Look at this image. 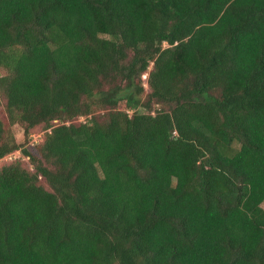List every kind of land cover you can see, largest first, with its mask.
Listing matches in <instances>:
<instances>
[{"label": "trees", "instance_id": "trees-1", "mask_svg": "<svg viewBox=\"0 0 264 264\" xmlns=\"http://www.w3.org/2000/svg\"><path fill=\"white\" fill-rule=\"evenodd\" d=\"M0 66V264H264V0H0Z\"/></svg>", "mask_w": 264, "mask_h": 264}, {"label": "rangeland", "instance_id": "rangeland-1", "mask_svg": "<svg viewBox=\"0 0 264 264\" xmlns=\"http://www.w3.org/2000/svg\"><path fill=\"white\" fill-rule=\"evenodd\" d=\"M152 68V62L149 64V67L147 69L150 70ZM147 72H145L142 75L143 79V86H144V92L142 93V98H146L147 93L149 92V87L146 82V76ZM7 73V70L0 66V76ZM158 105H154V107H157ZM138 111H142V107H137ZM131 112V111H130ZM129 112V113H130ZM106 113L105 109L102 108H94L92 112L86 116H79L74 119L75 123L84 122L87 119H89L92 116L96 117H104ZM0 120L2 121L5 129L9 131L15 138L16 142L22 145V147H25L32 155L38 156L39 155V147L44 139V136L46 134V129L43 127V125H36L33 128H31L28 132V134H25L24 128L20 126L17 123H11L7 111H6V100L3 94L0 92ZM55 124L58 122L57 120L54 121ZM235 147H238L237 144H235ZM19 160L21 161L22 165L29 169L30 171H33V166L31 165V162L27 156H25L20 149L15 150L8 155L4 156L3 158H0V166L3 164H7L13 161ZM40 182L43 184L45 188H48L46 183L44 182V179L41 178ZM264 208V202L261 205Z\"/></svg>", "mask_w": 264, "mask_h": 264}]
</instances>
